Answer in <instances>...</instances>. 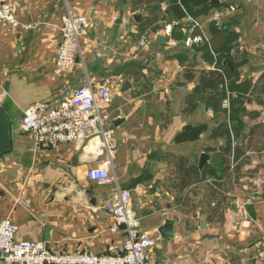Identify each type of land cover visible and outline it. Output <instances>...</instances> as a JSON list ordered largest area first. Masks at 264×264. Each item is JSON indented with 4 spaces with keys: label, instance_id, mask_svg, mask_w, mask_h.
Returning <instances> with one entry per match:
<instances>
[{
    "label": "crops",
    "instance_id": "obj_1",
    "mask_svg": "<svg viewBox=\"0 0 264 264\" xmlns=\"http://www.w3.org/2000/svg\"><path fill=\"white\" fill-rule=\"evenodd\" d=\"M7 1L16 4L20 26L10 33L0 23V219L18 224L17 237L44 240L54 252L122 250L124 232L110 231L113 217L107 210L115 185L87 176L109 159L101 139L38 147L34 134L22 127L26 110L57 106L91 80L112 91L105 109V126L115 142L111 170L131 192L141 229L154 240L149 264H264V130L257 131L264 127L259 103L264 0H208L188 11L181 0H165L159 20L145 27L152 14L138 0H0V5ZM175 4L185 16H172ZM68 8L85 13L90 22L75 64L59 73L56 56ZM191 18L203 25L215 60L224 53L242 80L259 86L246 102L248 114L234 121L243 124L234 143L244 147L225 176L218 162L226 140L211 136L223 116L216 118L199 101L201 95L188 107L201 72L216 69L200 46L184 43ZM212 22L221 32L211 31ZM168 24L171 34L164 30ZM228 34L236 39L229 41ZM145 37L149 43L140 46ZM188 128L194 129L191 137ZM154 151L159 158L151 157ZM202 154L208 160L200 167ZM178 158L198 169L196 182L179 170ZM207 165L210 174L204 172ZM88 190L94 191L95 204ZM168 221L172 225L165 229ZM0 264L17 263L0 259Z\"/></svg>",
    "mask_w": 264,
    "mask_h": 264
},
{
    "label": "built area",
    "instance_id": "obj_2",
    "mask_svg": "<svg viewBox=\"0 0 264 264\" xmlns=\"http://www.w3.org/2000/svg\"><path fill=\"white\" fill-rule=\"evenodd\" d=\"M220 17V13L216 12L213 20L218 21ZM190 20L185 45L194 47L209 44L203 25L196 19ZM89 22L85 13L73 8L67 9L62 19L61 40L56 56L57 72L65 73L76 62L81 54L80 38L86 32ZM0 23L10 33L18 30L20 23L13 1L0 5ZM167 29L171 30V27ZM172 42L175 40L172 39ZM148 43L149 39L145 37L139 45L145 46ZM111 99L110 87L96 86L91 80H87L68 100L57 106L26 110L22 127L34 134L38 147H57L68 142L85 144L92 138L101 139L107 147L109 159L104 160L101 166L90 169L87 176L99 185H115L107 210L113 217L110 231L124 232L122 250L116 253L54 252L44 240L19 239L18 224L6 217L0 219V259L17 264H149L150 248L154 240L141 229V218L132 208L131 192L119 186L117 176L111 170V158L115 152L114 132L105 126L109 120L105 109ZM224 107L230 108L229 98L225 100Z\"/></svg>",
    "mask_w": 264,
    "mask_h": 264
},
{
    "label": "trees",
    "instance_id": "obj_3",
    "mask_svg": "<svg viewBox=\"0 0 264 264\" xmlns=\"http://www.w3.org/2000/svg\"><path fill=\"white\" fill-rule=\"evenodd\" d=\"M165 0H138L139 4H147L152 18L148 19L145 24H153L157 22L160 18V3ZM182 4L185 6L186 10H190L194 5H204L208 0H181ZM178 8H175L170 12L173 17L181 18L185 16L184 10L179 9V5L175 4ZM173 7V6H172ZM217 22H212L211 31L214 33L221 32ZM158 28L157 26L155 29ZM189 28V27H188ZM229 41H233L236 37L233 34L227 35ZM203 49L204 57L209 62H216V69L212 70H203L199 77V82L194 89L192 96L188 99L189 109H193L196 105V98L202 94L205 95V106L208 109H212L215 113L216 118L219 115L223 116V120L218 121V124L212 129L211 136L215 138H224L226 141L221 147L220 161L218 162L219 171L225 176L230 168V161L234 160L236 163L239 160L243 152L244 145L239 143H234L237 140H240L243 134V124L236 126L234 121H240L243 115H247L245 108L246 102L249 98L255 97V94L259 91V86L253 84L251 80L246 79L242 80L240 78V71L237 68V65L233 64L230 58L224 59L227 57L219 53L218 58L215 60L212 51L209 48L208 43L199 44ZM229 57V56H228ZM261 80V79H260ZM229 98L230 108L227 109L224 107L225 100ZM259 103L264 104L263 100H259ZM249 115L253 118L258 117V112H250ZM257 131L263 132L264 127H258ZM194 129L188 128L184 132L188 134V137H191ZM232 157V159H231ZM177 165L179 170L186 174L187 179L190 181L194 179V182L197 181L199 171L194 167H186L184 158L177 159ZM215 168V167H214ZM213 168V169H214ZM240 168V166H237ZM204 172L207 174L212 173V169L207 165L204 168ZM186 183H190L189 181Z\"/></svg>",
    "mask_w": 264,
    "mask_h": 264
},
{
    "label": "water",
    "instance_id": "obj_4",
    "mask_svg": "<svg viewBox=\"0 0 264 264\" xmlns=\"http://www.w3.org/2000/svg\"><path fill=\"white\" fill-rule=\"evenodd\" d=\"M183 86H184V84H182ZM128 86H130V84L129 83H126V86L125 87H128ZM186 86V85H185ZM199 101H201L202 103H204L205 102V95L204 94H202L200 97H199ZM247 138V135L246 134H244L243 135V140H245ZM151 157L152 158H159V153L157 152V151H154L153 153H152V155H151ZM208 160V156L207 155H205V154H202L201 155V161H200V167H202L203 166V164L206 162ZM87 195H89V197L92 199V203H96V201H94L95 200V195H94V191L93 190H88L87 191ZM172 225V222L171 221H168L167 222V225H166V227H165V229H167L168 227H170ZM124 228V227H123ZM49 240V239H48Z\"/></svg>",
    "mask_w": 264,
    "mask_h": 264
},
{
    "label": "rangeland",
    "instance_id": "obj_5",
    "mask_svg": "<svg viewBox=\"0 0 264 264\" xmlns=\"http://www.w3.org/2000/svg\"><path fill=\"white\" fill-rule=\"evenodd\" d=\"M169 26H170V24H168V25H166V26L164 27V30H165V32H166L167 34H168V33H171V31H172V30H168V29H167V27H169ZM170 27H171V26H170ZM167 34H166V35H167ZM216 55H217V54H216ZM217 56H218V55H217ZM78 57H79V56H78ZM228 58H229V57H228ZM230 59H231V58H230ZM74 64H75V63H74Z\"/></svg>",
    "mask_w": 264,
    "mask_h": 264
}]
</instances>
